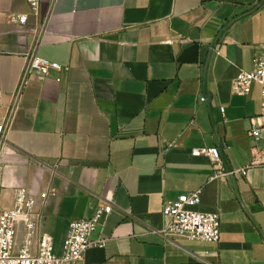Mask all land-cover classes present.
I'll use <instances>...</instances> for the list:
<instances>
[{
	"label": "crops",
	"instance_id": "crops-1",
	"mask_svg": "<svg viewBox=\"0 0 264 264\" xmlns=\"http://www.w3.org/2000/svg\"><path fill=\"white\" fill-rule=\"evenodd\" d=\"M22 14L29 0H0V124L37 41L39 57L70 70L37 76L21 98L1 152V209L27 190L61 255L71 223L111 203L96 236L107 246L85 264H264V168L211 180L197 153L218 146L222 172L253 159L261 89L232 87L263 53L264 0H40L39 16L12 21ZM194 192L196 211L221 215L218 245L162 233L165 203ZM26 236L20 224L16 250Z\"/></svg>",
	"mask_w": 264,
	"mask_h": 264
},
{
	"label": "built area",
	"instance_id": "built-area-1",
	"mask_svg": "<svg viewBox=\"0 0 264 264\" xmlns=\"http://www.w3.org/2000/svg\"><path fill=\"white\" fill-rule=\"evenodd\" d=\"M30 14L15 15L12 21L21 26L27 25L30 15H40V0H29ZM44 25L40 26L42 28ZM39 33V32H38ZM41 33V32H40ZM39 33V35H41ZM39 41L32 47L25 57V64L18 81L13 100L5 121L0 124V158L6 133L19 107L21 98L27 86L37 76L49 77L52 73L69 72L70 67L48 61L38 56ZM252 71H241L233 82V93L248 96L255 86L261 89L262 119H264V50L260 57L253 61ZM61 81V78H57ZM206 101L205 97L201 98ZM226 108L221 107L224 114ZM264 125L253 124L250 135L257 142L254 148L253 159L249 165L230 172L219 171L223 159L218 146L203 148L197 151L209 157L214 174L211 180L223 177H247L252 168H264V144L259 150L258 146L263 140ZM3 179L0 175V264H85L86 253L91 248H105L107 240L96 237L102 218L113 211L111 203H103L94 211L90 219L75 220L71 223L68 236L64 243L63 253L56 254L53 243L40 233L41 215L37 213L36 199L27 191H17L14 209L4 211L1 209V195ZM199 203V193L194 192L180 196L177 200L165 203L163 216L166 226L162 231L167 238H181L191 242L218 245L222 239V221L218 212L204 213L194 208ZM24 224L27 232L25 244L16 250V236L18 226ZM36 243L37 249L33 250Z\"/></svg>",
	"mask_w": 264,
	"mask_h": 264
}]
</instances>
